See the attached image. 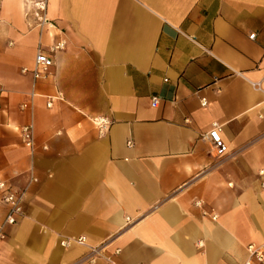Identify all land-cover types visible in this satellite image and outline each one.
<instances>
[{
  "label": "crops",
  "instance_id": "crops-1",
  "mask_svg": "<svg viewBox=\"0 0 264 264\" xmlns=\"http://www.w3.org/2000/svg\"><path fill=\"white\" fill-rule=\"evenodd\" d=\"M35 11L0 1V179L26 189L0 264H80L87 248L60 240L81 235L113 240L120 264L242 263L264 243V0H47L43 27Z\"/></svg>",
  "mask_w": 264,
  "mask_h": 264
},
{
  "label": "built area",
  "instance_id": "built-area-1",
  "mask_svg": "<svg viewBox=\"0 0 264 264\" xmlns=\"http://www.w3.org/2000/svg\"><path fill=\"white\" fill-rule=\"evenodd\" d=\"M1 1V0H0ZM32 3L36 7L35 15L39 21V26L43 27L46 23H49V19L46 13L47 0H32ZM251 38L255 37V33L250 35ZM66 47L65 40H59L55 42L50 47V53L45 51L42 47L38 48V51L35 56L34 66L31 69L35 79L44 78L48 75L50 67L54 63L52 52L56 50H62ZM29 69L27 67L23 68V72H27ZM257 87H260V82L254 83ZM160 103L159 96L152 97V105L158 106ZM52 102H48V105L51 106ZM202 104L206 105L207 100L202 99ZM26 107V104L22 106ZM92 120L96 125L99 134L104 135L110 128L111 121L108 117L97 115L93 116ZM222 125L214 121L212 123V128L203 135L205 139L211 141L214 151L218 156H224L229 152V146L224 141L221 135ZM21 135L24 139L25 145L33 151L35 148V134H34V124L30 122L21 126L20 128ZM128 145H132V141H128ZM44 149H47V146H44ZM260 175H264V169L259 171ZM37 178L33 172V169L30 171V181L29 183L36 181ZM0 201L6 206L7 213L4 220L0 223V240H3L7 237V228L18 223L19 219L24 215L23 202L26 193V189H16L10 185L5 179H0ZM195 205L202 207L203 201H195ZM204 215H210L212 219L216 220L218 215L214 212H209L204 210ZM126 227L132 225L135 220L131 217H127ZM75 244L83 245L87 248L86 253L79 259L80 264H94L100 260H103L105 264H120L118 261V255L121 253V247L114 246L113 240H107L102 243L92 245L87 241L86 236L81 235L78 237H69L63 238L60 240V245L63 247H71ZM239 264H264V243H250L247 246V257L246 259Z\"/></svg>",
  "mask_w": 264,
  "mask_h": 264
}]
</instances>
